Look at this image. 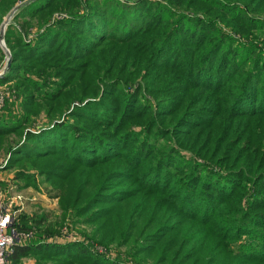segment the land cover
Here are the masks:
<instances>
[{
    "label": "trees",
    "instance_id": "1",
    "mask_svg": "<svg viewBox=\"0 0 264 264\" xmlns=\"http://www.w3.org/2000/svg\"><path fill=\"white\" fill-rule=\"evenodd\" d=\"M12 19L0 149L59 215L15 220L32 237L10 264H264V0H33Z\"/></svg>",
    "mask_w": 264,
    "mask_h": 264
},
{
    "label": "rangeland",
    "instance_id": "2",
    "mask_svg": "<svg viewBox=\"0 0 264 264\" xmlns=\"http://www.w3.org/2000/svg\"><path fill=\"white\" fill-rule=\"evenodd\" d=\"M12 9V8H11ZM18 8L15 10L17 11ZM9 13V12H8ZM6 13L3 17H2V21L1 23H3L6 20H8L7 18V14ZM16 13V12H15ZM14 15V14H13ZM13 17V16H12ZM13 20L12 18L9 20L10 21ZM35 27H32L30 30H34ZM6 30V29H5ZM5 43V42H4ZM2 44H0V48L2 49L3 53L6 54L7 56L9 55V49L6 47V45L4 47L1 46ZM8 51H6L5 50ZM2 63H0V68L2 67ZM5 71V69H4ZM5 89V87L0 86V95H5L3 90ZM2 106H3V101L0 104V111L2 110ZM46 119L44 117V115L42 114L41 118H37V124H40L42 122H44ZM6 148H1L0 149V180L3 183V185L0 186V198L4 199L5 201L9 202L10 199H14L13 201H15L13 208H19V211L16 213L15 216V220L18 222V219L20 217H25L26 219H30V218H34L37 215H42L44 214L46 216V221L47 222H54L58 215H59V210H58V200L57 198H52L48 195L45 194V192L43 190H36L35 188H33L32 186L26 187V188H21L19 184H21V182L14 180V175H13V171L12 170H7L6 166L8 164L9 161V156L10 154L8 152H6ZM20 197L18 199H16V197ZM28 221V220H27ZM61 231V235L59 236H54L56 239H66V237H79L78 234V229H73V230H69L66 227H62ZM32 237V236H31ZM30 237V238H31ZM29 240V238L27 239ZM108 252L110 255L115 256V254L117 255V251H122L124 252L123 248H108ZM117 252V253H116ZM124 256V254L122 255V257ZM125 257V256H124ZM34 263V259L31 257L29 258H24L23 259V264H28Z\"/></svg>",
    "mask_w": 264,
    "mask_h": 264
},
{
    "label": "built area",
    "instance_id": "3",
    "mask_svg": "<svg viewBox=\"0 0 264 264\" xmlns=\"http://www.w3.org/2000/svg\"><path fill=\"white\" fill-rule=\"evenodd\" d=\"M33 0H18L15 6L7 14L8 20L5 19L3 24V30L0 29L1 32L5 33V29L9 23V20L12 18L13 14H15V10L25 3H29ZM57 18L63 17L64 14L56 13L54 15ZM31 36H29L30 38ZM1 46L4 47V38L1 41ZM6 63V62H5ZM5 63L0 68V74H3L5 69ZM3 101V96L0 95V104ZM20 197H16L18 199ZM14 199H10L9 202L0 198V264H10L9 257L13 250V245L15 243H19L22 241H26L28 238L32 236L31 232H18L14 227V221L16 213L19 211V208L14 209ZM99 250H102L101 248Z\"/></svg>",
    "mask_w": 264,
    "mask_h": 264
},
{
    "label": "water",
    "instance_id": "4",
    "mask_svg": "<svg viewBox=\"0 0 264 264\" xmlns=\"http://www.w3.org/2000/svg\"><path fill=\"white\" fill-rule=\"evenodd\" d=\"M0 29L1 30H3V24L2 23H0ZM3 38H4V33L3 32H1V34H0V43H1V41L3 40ZM5 50H6V48H5ZM7 51V50H6ZM8 52V51H7ZM10 65V60H8L7 61V67ZM2 74H0V76H1Z\"/></svg>",
    "mask_w": 264,
    "mask_h": 264
},
{
    "label": "crops",
    "instance_id": "5",
    "mask_svg": "<svg viewBox=\"0 0 264 264\" xmlns=\"http://www.w3.org/2000/svg\"><path fill=\"white\" fill-rule=\"evenodd\" d=\"M31 264V263H30Z\"/></svg>",
    "mask_w": 264,
    "mask_h": 264
}]
</instances>
